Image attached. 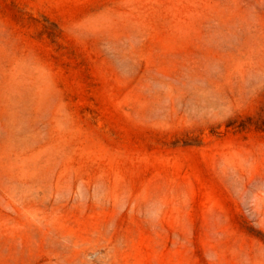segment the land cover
<instances>
[{
  "label": "rangeland",
  "instance_id": "374dc122",
  "mask_svg": "<svg viewBox=\"0 0 264 264\" xmlns=\"http://www.w3.org/2000/svg\"><path fill=\"white\" fill-rule=\"evenodd\" d=\"M0 264H264V0H0Z\"/></svg>",
  "mask_w": 264,
  "mask_h": 264
}]
</instances>
